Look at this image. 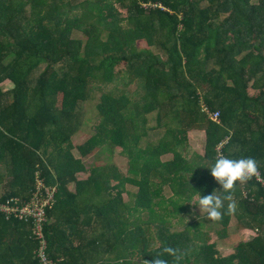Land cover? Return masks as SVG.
<instances>
[{"label": "trees", "instance_id": "obj_1", "mask_svg": "<svg viewBox=\"0 0 264 264\" xmlns=\"http://www.w3.org/2000/svg\"><path fill=\"white\" fill-rule=\"evenodd\" d=\"M109 86L95 134L77 148L83 158L97 154L81 180L87 167L73 138L83 104ZM191 130L205 131L202 155L191 150ZM116 148L128 157L127 175L112 164ZM220 153L252 157L264 175V0H0V181L10 187L0 204L29 200L38 172L57 185L45 224L52 260L264 264V187L254 177L237 182L235 207L225 201L219 219L189 204L219 189L207 167ZM127 185L138 191L126 199ZM234 219L255 237L220 257L217 242ZM1 221L26 223L0 212ZM31 242L38 264L33 231ZM4 244L0 264H9L14 250Z\"/></svg>", "mask_w": 264, "mask_h": 264}, {"label": "rangeland", "instance_id": "obj_2", "mask_svg": "<svg viewBox=\"0 0 264 264\" xmlns=\"http://www.w3.org/2000/svg\"><path fill=\"white\" fill-rule=\"evenodd\" d=\"M73 38L85 40L84 35L81 32H75L73 34ZM138 48L140 50H143V51L150 50L145 42H139ZM116 85L119 86L120 83H118ZM112 87L113 86L102 87V90L95 88V90L93 92V99L88 101V102H85V104H83V106H84L83 110L85 112V124H84L82 130L80 131V133L77 134V136L73 138V144L76 147L75 152L80 156H82V155H81L79 149H77V148L80 145L86 143L95 134L96 126L99 124L100 119H101L99 111L97 110V105L100 102L103 93L109 92ZM2 88L4 91H9V90L13 89V85L10 83H4ZM136 89H137V86H132L130 88V90L132 92H135ZM253 93L254 92H252V94ZM148 120H149L148 124L150 126H155L156 122H157L156 114L149 115ZM205 143H206L205 134H201V133H190L189 134V145H190L192 151H193V149L197 150V151L205 150ZM95 153H97V151ZM96 157H97V154L93 153L89 157L85 158L86 164L90 168V172L89 173H82L80 178H87L92 173L91 168H94L96 165ZM172 158H173V154H168V155L163 157V160L168 161ZM128 163H129L128 157L125 154H123L121 148H116L114 151L112 164L117 165L123 171V173L125 175H127V174H129V164ZM113 185H116V182H113ZM75 187L76 186L74 185L73 188L75 189ZM126 190H127V195L125 197L127 199L129 197L131 198L130 193H136L138 191V188L136 186L127 185ZM166 190H167V194L169 195L170 188H167ZM114 193H117V191L115 190ZM170 196H168V197H170ZM135 205L136 204L135 203L133 204V202H132V207H135ZM198 213H200V212L198 211ZM237 229H238L237 221H236V219H234L231 222L229 231L230 232H236ZM174 230L175 231L181 230V226L178 224L177 228H174ZM234 235H235V233H234ZM241 242H242V240H240V239H237L236 241H230L229 240L226 243L223 241L222 242L218 241L217 242V250L220 254V257L228 258V257H231L232 255H234L235 251H236V247L238 245H240ZM133 261H134L133 262L134 264L140 263L139 257L134 258Z\"/></svg>", "mask_w": 264, "mask_h": 264}, {"label": "clouds", "instance_id": "obj_3", "mask_svg": "<svg viewBox=\"0 0 264 264\" xmlns=\"http://www.w3.org/2000/svg\"><path fill=\"white\" fill-rule=\"evenodd\" d=\"M207 169L210 171L212 178L218 183L219 189L214 190L206 195L199 192V200L195 205L200 213H206L209 219H219L221 210L225 206V201H229L227 207L229 210L234 209L235 203L232 201V192L237 182L244 183L253 177L257 181L262 177L258 170L257 161L252 157L231 158L222 153L213 158V162ZM219 192L220 194H216ZM173 249L165 247L164 253H171ZM147 264L149 262L147 261ZM151 264H168L167 260L160 255L152 257Z\"/></svg>", "mask_w": 264, "mask_h": 264}, {"label": "built area", "instance_id": "obj_4", "mask_svg": "<svg viewBox=\"0 0 264 264\" xmlns=\"http://www.w3.org/2000/svg\"><path fill=\"white\" fill-rule=\"evenodd\" d=\"M205 111L212 120L219 121V112L211 113L207 109H205ZM259 173L262 179L258 182L264 187V175L260 170ZM57 194V185L47 184L41 177L40 172H38L37 186L29 200L12 197L0 204V212L3 213L7 219L15 217L16 219L31 224L33 237H35L38 243L36 252L38 264H60L50 258L49 244L45 236V224L48 221V211L55 206Z\"/></svg>", "mask_w": 264, "mask_h": 264}, {"label": "crops", "instance_id": "obj_5", "mask_svg": "<svg viewBox=\"0 0 264 264\" xmlns=\"http://www.w3.org/2000/svg\"><path fill=\"white\" fill-rule=\"evenodd\" d=\"M190 133L205 134V131L191 130ZM194 151H197V150H194ZM204 151L205 150L197 151V152L202 155L204 154ZM74 154L77 158L82 159L84 164L87 167L86 171L79 173L78 178L81 180L88 179L91 174L87 178H80L82 173L90 172V168L87 166L85 158L78 155L75 151H74ZM73 186L74 185H71V189L72 191H75L76 187L74 189ZM9 190H10V187L7 181H4V180L0 181V197L4 195L6 192H8ZM197 211H199V209H196V212ZM56 213L60 214L58 213V211ZM67 217L69 219H73V216L72 214H70V212L67 214ZM55 220L56 218L52 216L50 221L54 223ZM229 229L230 228H228V232L225 238L219 242L223 241L226 243L229 240L236 241L237 239H240L242 240L241 243H245L247 241L252 240L255 237L254 232L243 231L242 229H237L236 232H230ZM31 232H32V228L29 223L27 224V223L14 222V221H5V222L1 221L0 222V241H3L5 243L4 245L6 246V248L8 245H10L14 250V252H10L6 250L8 254V256L6 257V260L8 261L9 264H32L31 254L33 255V253H32L31 248L34 249L35 246L33 242H31ZM1 250H2V247L0 248V252Z\"/></svg>", "mask_w": 264, "mask_h": 264}]
</instances>
